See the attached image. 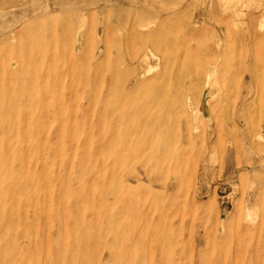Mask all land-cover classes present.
Instances as JSON below:
<instances>
[{
    "label": "rangeland",
    "instance_id": "374dc122",
    "mask_svg": "<svg viewBox=\"0 0 264 264\" xmlns=\"http://www.w3.org/2000/svg\"><path fill=\"white\" fill-rule=\"evenodd\" d=\"M263 16L264 0H0V78L24 74L16 83L32 82L34 102L29 118L27 97L17 117H0V143L11 139L2 162L29 170L14 183L26 195L4 207L20 264H59L64 244L74 254L66 264H264V88L251 75L264 73ZM21 34L33 35L28 51L16 44ZM18 54L30 58L18 65ZM44 72L56 78L40 82ZM6 89L11 99L21 93ZM133 204L142 205L134 214ZM131 224L138 245L117 252Z\"/></svg>",
    "mask_w": 264,
    "mask_h": 264
},
{
    "label": "bare ground",
    "instance_id": "6f19581e",
    "mask_svg": "<svg viewBox=\"0 0 264 264\" xmlns=\"http://www.w3.org/2000/svg\"><path fill=\"white\" fill-rule=\"evenodd\" d=\"M51 14V13H50ZM48 15V14H47ZM54 17V16H53ZM264 17V16H263ZM29 28V27H28ZM27 28V29H28ZM30 29V28H29ZM28 29V30H29ZM22 30V29H21ZM28 30H26L25 29V31H28ZM29 31H31V29L29 30ZM32 33H33V30L31 31ZM30 32V33H31ZM24 33V32H23ZM28 33V32H27ZM31 33V34H32ZM35 33V32H34ZM26 34V33H25ZM25 34H21V36L22 35H25ZM17 36V35H16ZM19 37V36H18ZM32 38H33V35H25V36H22V37H20V39H18L17 40V42H16V44L19 42L20 43V45H21V43H23V45H22V51H28L29 49H28V44H30V40H32ZM16 39V38H15ZM8 42V41H7ZM15 44V43H14ZM16 44H15V46H16ZM8 51H9V49H8ZM20 51V49L17 51V52H19ZM10 52V51H9ZM74 52V51H73ZM7 53V52H6ZM11 53V52H10ZM232 53V52H231ZM230 53V54H231ZM16 55H17V53H16ZM38 52H36V54H34V55H31V58H32V60H34V58H37L38 57ZM4 56V55H3ZM2 56V57H3ZM19 54H18V59H17V63H18V65H20L21 63L20 62H23L24 60H28L30 57H26V58H19ZM15 57V56H14ZM9 58V57H8ZM226 58V57H225ZM263 59H264V57H263ZM1 60V59H0ZM6 60H8L9 61V59H6ZM108 60V59H107ZM161 60V59H160ZM16 61V60H15ZM4 62H6V61H3V64H5ZM2 63V62H1ZM0 63V64H1ZM8 64V63H7ZM31 64H32V62H31ZM34 65H36V66H38L39 67V69H44L45 67H44V65H43V63L42 62H40L39 61V58L38 59H36L35 61H34ZM53 65H55V64H53ZM1 66V65H0ZM7 66H9V64L7 65ZM15 67H17V65L15 66ZM29 67H31V66H28L27 68H29ZM257 67L258 68H262V64H261V60L259 61V64L257 65ZM3 68V67H2ZM8 68V67H7ZM9 68H10V66H9ZM8 68V70L10 71L11 69H9ZM26 68V69H27ZM1 69V68H0ZM14 69V68H13ZM55 70V69H54ZM13 71V70H12ZM251 71V70H250ZM259 73V71H255V73L254 72H252L251 71V75L253 76V77H256V78H258L259 79V82H260V78H261V76H263V80H262V88H264V73L262 74V73H260V75L257 77V75L256 74H258ZM8 73H10V72H8ZM38 73V72H37ZM41 73H42V71H41ZM2 74V73H1ZM245 74V73H244ZM262 74V75H261ZM1 76V75H0ZM10 76V75H9ZM24 76V74H20V75H15V76H10L9 77V79L7 80V81H3L2 79L3 78H0V117H1V119L2 120H4L5 118H8V115H12V117H14V116H16L17 117V113L16 112H13V111H18L19 112V108L17 107V104H18V102H20V101H22L23 100V98H25V97H27V100L29 101H27L26 103H25V106L22 108V112L24 113V116L25 117H27V118H29L30 117V115H31V108L33 107V104H34V102H33V100L31 99V97H29L28 96V91H30L31 90V87H32V82L30 83V82H27V83H25V82H23L22 83V85H20L19 84V82L18 83H16L17 82V80L16 79H19L20 77V83L23 81V77ZM41 76H42V79L40 80V82L42 81L43 83H45V84H48V83H50V82H52L53 81V79H55L56 77H53V74L51 75V74H49V72H44L43 73V75L41 74ZM56 76V75H55ZM53 77V78H52ZM29 78H31V77H29ZM58 78V77H57ZM61 78V77H60ZM255 78V79H256ZM5 79V78H4ZM25 79V78H24ZM28 79V78H27ZM32 80H33V76H32V78H31ZM254 79V78H253ZM252 79V80H253ZM254 79V80H255ZM30 80V79H29ZM34 82V81H33ZM36 82H38V80H35V83ZM15 84H18V88L21 90V93L19 92L17 95H15L14 96V98H10V96H8V92H7V85H9L10 87L11 86H14ZM30 86V87H29ZM48 87L50 86V85H47ZM239 86H241V85H239ZM243 86V85H242ZM251 86V85H250ZM29 87V88H28ZM244 88V87H243ZM246 88V87H245ZM249 88V87H248ZM252 87H250V89H251ZM46 89H49V88H46ZM45 89V90H46ZM249 89V91H253L254 90V88H253V90H250ZM246 90V89H245ZM248 91V90H247ZM50 93V92H49ZM250 94H251V92H249ZM258 93V92H257ZM47 94H48V91H47ZM260 95V94H259ZM250 96H252V95H250ZM261 96V95H260ZM244 97H246V96H244ZM243 97V98H244ZM39 98V97H38ZM249 98V97H248ZM244 100V99H243ZM256 100H257V98H256ZM50 102V101H49ZM241 103H242V101H241ZM258 103V102H257ZM49 104V103H48ZM57 104V103H56ZM54 104L52 103V101H51V104L50 105H48V112H49V114L50 113H53L54 112ZM57 106H59V105H57ZM61 107V106H60ZM236 106L234 105V108H235ZM56 109V108H55ZM58 110V109H57ZM53 111V112H52ZM60 111H62V109L60 110ZM59 114V113H58ZM91 114V113H90ZM97 114V113H96ZM102 114H104V113H101L100 114V117H103L104 115H102ZM60 115H61V113H60ZM98 115V114H97ZM41 116V115H40ZM73 116V115H72ZM40 118V117H39ZM72 120V119H71ZM89 120H90V118H89ZM16 122V121H15ZM26 122V121H25ZM34 124H35V122L33 121V122H30L27 126H28V128L29 127H31V126H34ZM68 132H69V130H68ZM71 132V131H70ZM31 130H30V132H25V134L24 135H26L27 136V139L24 141V143H26V141L27 142H31V140H32V137L30 136L31 134ZM72 133V132H71ZM86 134H88V133H86ZM59 135V134H58ZM6 137L8 136L7 135V133H6V135H5ZM12 136V135H11ZM17 136V135H16ZM126 136V135H125ZM59 137V136H58ZM221 137V136H220ZM26 138V137H25ZM11 141V139H9V141L8 142H10ZM15 141H16V139H15ZM8 142H5L3 139L1 140V143H2V145H1V143H0V154L2 155L3 153H6V146H8L9 144H8ZM27 144V143H26ZM31 144V143H30ZM28 145V144H27ZM27 145H25V146H27ZM42 146V145H41ZM62 146H64V145H62ZM24 147V146H23ZM28 147H31V146H29L28 145ZM41 148V147H40ZM10 149H11V146H10ZM20 149H21V147H20ZM22 150V149H21ZM87 150V149H86ZM30 151L31 150H29L28 152H29V154H30ZM102 151H103V149H102ZM33 152V151H32ZM26 153V152H25ZM71 153H72V151H71ZM27 154V153H26ZM25 154V155H26ZM29 154H27L26 156H24V160L23 161H25V163H28V161L30 160V158H31V155H29ZM92 154V153H91ZM5 157V154L4 155H2V158H0V202H1V206H3V208H2V210L0 209V213H1V217H2V219H0V226L3 228L2 229V232L4 231L5 233H7V237L9 236V238H10V240L8 241V240H0V245L2 244V245H4V246H0V263L1 262H3V263H5V264H14V263H16V264H20L22 261H21V257L23 256V254H21L22 252L24 253V251H22L23 249H21V253H20V250H19V252H18V249H19V247H18V244L17 243H15L14 242V240L16 239L17 240V236H15V235H13V232H14V229H11L10 227H9V225H8V222L10 221H8V222H6L5 223V221H7L8 220V218H12L14 215H7V216H4L5 214H6V212H5V209H4V207H9L8 206V204H10V202L11 201H13L14 199H16V194L18 193V191H20V193L19 194H22L24 191H26V190H24V191H22V190H20V189H17L16 187L17 186H14V183L15 182H17V181H20L21 180V173L25 176V177H27V178H29V174H27L28 173V171L29 170H27L26 171V167H25V171L23 172H21V171H19L18 169H15L16 167H14V166H12L11 164L8 166V168L5 166L6 165V163L5 162H2V159ZM48 157V156H47ZM131 157V156H130ZM130 157H126V159H127V161H129L130 160ZM10 158H11V156H10ZM32 158H33V155H32ZM43 158H46V157H43ZM48 159V158H47ZM71 159V158H70ZM59 160V159H58ZM33 161V160H32ZM11 162V161H10ZM31 162V161H30ZM50 162H51V160H50ZM19 164V163H18ZM31 164V163H30ZM51 164V163H50ZM69 164V163H68ZM102 164V163H101ZM48 165V164H47ZM29 166H31V165H29ZM68 166V165H67ZM6 167V168H5ZM46 168V167H45ZM50 168H51V166H50ZM62 168V167H61ZM28 169H30V168H28ZM138 169V168H137ZM46 170V169H45ZM57 170H59V169H57ZM91 169H85V171L83 172V173H87V172H89ZM67 171V170H66ZM70 171V170H69ZM101 171V170H100ZM26 172V173H25ZM30 172H32V171H30ZM45 172V171H44ZM49 172V171H48ZM59 172V171H58ZM62 172H64V174H65V171H62ZM61 172V173H62ZM81 172V171H80ZM79 172V173H80ZM218 172V171H217ZM56 173H57V171H56ZM74 173V172H73ZM58 174V173H57ZM63 174V175H64ZM78 174V173H77ZM91 174H92V171H91ZM90 173H89V175H91ZM101 174V176H102V173H100ZM107 174V173H106ZM105 174V175H106ZM52 175H54V173L52 174ZM81 175H83V174H81L80 173V176ZM88 175V174H87ZM88 175V176H89ZM93 175V174H92ZM104 175V174H103ZM47 177V175L46 174H44L43 175V177ZM74 176H75V174H74ZM77 176V175H76ZM83 176H86L85 174L83 175ZM82 176V177H83ZM123 176H125V175H123ZM44 177V178H45ZM87 177V176H86ZM85 177V178H86ZM53 178H54V176H53ZM53 178H51V179H53ZM57 178H59V176L57 177ZM69 178V177H68ZM80 178V177H79ZM87 178H90V177H87ZM92 178V177H91ZM133 178V177H132ZM131 178V179H132ZM31 179V178H30ZM35 180H36V178H34ZM48 179V178H47ZM63 178H61V180H62ZM65 179V178H64ZM78 179V178H77ZM105 179V178H104ZM125 179H127V178H125ZM84 180V179H83ZM60 181V180H59ZM21 182V181H20ZM68 182H69V180H68ZM101 182H103V181H101ZM104 182H105V180H104ZM122 182H124V180L122 181ZM5 183H7L6 185H5ZM65 184L67 183V181L66 182H64ZM71 183V182H70ZM69 183V184H70ZM77 183V182H76ZM85 183V182H84ZM93 183H94V181H93ZM97 183V182H96ZM95 183V185H97ZM99 183V182H98ZM35 183H33V185H34ZM37 184H38V182H37ZM36 184V185H37ZM60 184V183H59ZM71 184H73V183H71ZM102 184V183H101ZM104 184L105 183H103V186H104ZM169 184H171V183H168V185ZM176 184V183H175ZM39 185V184H38ZM64 185V184H63ZM74 185V184H73ZM113 185H114V183H113ZM119 185V184H118ZM173 185V184H172ZM24 186V185H23ZM49 186V185H48ZM61 186V185H60ZM69 186V185H68ZM89 186V185H88ZM25 187V186H24ZM101 187V186H100ZM165 187H166V185H165ZM171 187V186H170ZM22 188V187H21ZM34 188H35V186H34ZM47 188V187H46ZM59 188V187H58ZM58 188H56L57 190H58ZM61 188H64L63 186H61ZM68 188V187H67ZM113 188H116V186H114ZM38 189V188H37ZM55 189V190H56ZM161 189V188H160ZM163 189V188H162ZM81 190V189H80ZM94 190V189H93ZM90 191V190H89ZM99 191V190H98ZM110 191V190H109ZM115 191H117L116 189H115ZM57 192V191H56ZM84 192H85V190H84ZM83 192V193H84ZM112 192H114V191H111V193ZM161 192V191H160ZM26 193H27V191L25 192V195H26ZM51 193V192H50ZM53 193V192H52ZM58 193V192H57ZM107 193H109V192H107ZM18 194V195H19ZM37 194V193H36ZM48 194V193H47ZM106 194V193H105ZM105 194H103V195H105ZM120 194V193H119ZM33 195H35V193L33 194ZM84 195V194H83ZM97 195H98V193H97ZM114 195V194H113ZM121 195V194H120ZM41 196V195H40ZM44 196H45V194H44ZM61 196H62V206L64 207V206H66V203H67V198H66V194L65 193H61ZM91 196V195H90ZM99 196V195H98ZM98 196H96V197H98ZM133 196V195H132ZM23 197H25V196H23ZM49 197V196H48ZM100 197V196H99ZM115 197V196H114ZM152 197V196H151ZM37 198V197H36ZM83 198V197H82ZM82 198H79L80 200L82 199ZM103 198H104V196H103ZM109 198H111V199H113L112 198V196L111 197H109ZM118 198V197H117ZM137 198V197H136ZM150 198V197H149ZM20 199V198H19ZM18 199V200H19ZM25 199V198H24ZM24 199H22V201L23 202H25V200ZM27 199V198H26ZM46 199H48L47 198V196H46ZM46 199H45V201H46ZM91 199V198H90ZM100 199V198H99ZM122 199H124V198H122ZM130 199H131V197H130ZM148 199V198H147ZM95 200V199H94ZM103 200H108V199H103ZM119 200V199H118ZM129 199H127V201H128ZM138 200V199H137ZM140 200V199H139ZM15 201H17V199L15 200ZM15 201H13V202H15ZM21 201V204L23 203ZM48 201V200H47ZM46 201V202H47ZM55 201H56V199H55ZM54 201V202H55ZM109 201V200H108ZM117 201V200H116ZM121 201V200H120ZM130 201V200H129ZM141 201H143V200H141ZM19 202V201H18ZM33 202V201H32ZM49 202V201H48ZM71 202V201H70ZM76 202V201H75ZM82 202H83V199H82ZM105 202V201H104ZM114 202H115V200H114ZM119 202V201H118ZM138 202V201H137ZM144 202H145V200H144ZM146 202H148V200L146 201ZM12 203V202H11ZM17 203V202H16ZM28 203V202H27ZM43 203H44V201H43ZM56 203V202H55ZM79 203V202H78ZM77 203V204H78ZM108 203V202H107ZM109 203H110V201H109ZM108 203V204H109ZM121 203V202H120ZM120 203H118L119 205H120ZM122 203H124V200H123V202ZM135 203V202H134ZM142 203V202H141ZM150 203V202H149ZM149 203H147V205H149ZM20 203H18V205H19ZM26 204V203H25ZM51 204V203H50ZM73 204V203H72ZM100 204V203H99ZM132 204V203H131ZM144 204V203H143ZM152 204V203H151ZM7 205V206H6ZM16 205V204H15ZM30 206H31V203L29 204ZM46 205V207H47V204H45ZM60 205H61V203H60ZM80 205V210H81V205H83V206H85L84 204H79ZM102 205V204H101ZM114 205V204H113ZM137 205V204H136ZM135 205V206H136ZM20 206H22V205H20ZM95 206V205H94ZM150 206V205H149ZM152 206V205H151ZM16 207V206H15ZM19 207V206H18ZM23 207V206H22ZM49 207V206H48ZM61 207V206H60ZM59 207V208H60ZM68 207H69V205H68ZM124 207V206H123ZM139 207H142V205L141 206H136V210L138 211L139 209ZM144 207V206H143ZM1 208V207H0ZM67 208V207H66ZM189 208V207H188ZM28 209V208H27ZM64 209H65V207H64ZM104 209V208H103ZM121 209H125V208H121ZM132 213H133V211H134V204H133V207H132ZM153 209V208H152ZM25 210V209H24ZM32 210V209H31ZM48 210V209H47ZM62 210V209H61ZM66 210V209H65ZM79 210V211H80ZM96 210V209H95ZM101 210V209H100ZM109 210V209H108ZM115 210H116V208H115ZM135 210V211H136ZM142 210V209H141ZM7 211V210H6ZM18 211V210H17ZM33 211V210H32ZM34 211H35V209H34ZM60 211V210H59ZM67 211H69V210H67ZM103 211V210H102ZM110 211V210H109ZM117 212H118V210H116ZM134 211V212H135ZM144 211V210H143ZM149 211H151V209H150V207L148 208V212ZM170 211V210H169ZM179 211H180V209H179ZM200 211V210H199ZM218 211V210H217ZM52 212V211H51ZM61 212V211H60ZM82 212V211H81ZM80 212V213H81ZM141 212V211H140ZM147 212V211H146ZM153 212V211H152ZM193 212V211H192ZM33 213H35V212H33ZM62 213V212H61ZM126 213V211L124 212V214ZM131 213V212H130ZM129 213V215L131 216V214ZM26 214H27V212H26ZM48 214H50L49 212H48ZM59 214V213H58ZM95 214H97V212L95 213ZM101 214V213H100ZM115 214H117V213H115ZM127 214V213H126ZM134 214V213H133ZM145 214V213H144ZM143 214V215H144ZM152 214V213H151ZM168 214V213H167ZM170 214V213H169ZM193 214V213H192ZM15 215H17V214H15ZM33 215H35V214H33ZM46 215V214H45ZM68 215H70V214H68ZM139 215V214H138ZM138 215H136V217L138 216ZM140 215H141V213H140ZM48 216V215H47ZM64 216V215H63ZM71 216V215H70ZM112 216V215H111ZM114 216V215H113ZM119 216V215H118ZM117 216V217H118ZM124 215H122V217H123ZM127 216V215H126ZM135 216V215H134ZM150 216V215H149ZM170 216H172V215H170ZM170 216H168V217H170ZM35 217V216H34ZM49 217V216H48ZM47 217V219H49ZM65 217V216H64ZM63 217V218H64ZM83 217V216H82ZM16 218H17V221H18V217L16 216ZM23 218V217H22ZM29 218H31V217H29ZM28 218V219H29ZM51 218V217H50ZM61 218H62V216H61ZM100 218V217H99ZM111 218V217H110ZM127 218V217H126ZM140 218V217H139ZM144 218V217H143ZM153 218V217H152ZM192 218V217H191ZM14 219V218H13ZM36 219V218H35ZM80 219H81V217H80ZM112 219H114V218H112ZM122 219V218H121ZM161 219H163V218H161ZM5 220V221H4ZM16 220V219H15ZM27 220V219H26ZM26 220H24L25 222H26ZM62 220V219H61ZM72 220H73V217H72ZM139 220V219H138ZM20 221V220H19ZM65 221H66V219H65ZM82 221H84V220H81V222ZM90 221H92V220H90ZM95 221V220H94ZM108 221H110V219L108 220ZM137 221V220H136ZM145 221V220H144ZM151 221H152V219H151ZM154 221V220H153ZM11 222V221H10ZM15 222V221H14ZM13 222V223H14ZM21 222V224H22V221H20ZM24 222V223H25ZM31 222V221H30ZM50 222V221H49ZM48 222V224H50ZM71 222V221H70ZM88 222V221H87ZM101 222V221H100ZM113 222V221H112ZM139 222V221H138ZM140 222H141V220H140ZM61 223H63V222H61ZM110 223V222H109ZM108 223V224H109ZM124 223V222H123ZM122 223V224H123ZM126 223V222H125ZM146 223V222H145ZM153 223V222H152ZM11 224V223H10ZM48 224H46V226L48 225ZM64 224V223H63ZM63 224H62V226H63ZM67 224H68V222H67ZM96 224V223H95ZM102 224V223H101ZM107 224V223H106ZM106 224H104V225H106ZM107 224V225H108ZM111 224V223H110ZM118 224V223H117ZM121 224V225H122ZM23 225V224H22ZM22 225H18L19 227L20 226H22ZM28 225V224H27ZM35 225V224H34ZM34 225H32L33 227H35ZM51 225V224H50ZM69 225V224H68ZM97 225H98V222H97ZM120 225V227H122ZM11 226V225H10ZM13 226H15V224L13 225ZM30 226V225H29ZM32 226H31V228H32ZM45 226V227H46ZM72 226V225H71ZM75 226V225H74ZM84 225H82V227H83ZM109 226V225H108ZM113 226V225H112ZM111 226V227H112ZM119 226V225H118ZM123 226H124V224H123ZM137 226V225H136ZM136 226H135V228H136ZM149 226H151L150 224L148 225V229L150 230V228H149ZM59 227V226H58ZM85 227V226H84ZM120 227H119V230H120ZM130 229H129V235H128V244H123L122 242H120L121 240H119V242H118V246L120 247V248H123V249H120L118 246H116V248H115V250L117 251V252H124V251H127V248L129 249V251L130 252H132L133 253V251H134V247L133 246H135V245H138V244H133V234H135V232L133 233V227H134V225L133 224H131L130 226H128ZM13 228V227H12ZM30 228V230H32ZM47 228V230H48V227H46ZM49 228H51V229H53L52 227H49ZM55 228H57V226L55 227ZM86 229H87V227H85ZM100 228V227H99ZM98 228V229H99ZM107 228V227H106ZM113 228H115V227H112V229ZM134 228V229H135ZM139 228V227H138ZM147 228V227H146ZM26 229H28V228H26ZM26 229H24V230H26ZM50 229V230H51ZM82 229V228H81ZM97 229V230H98ZM110 229V228H109ZM144 229V228H143ZM148 229H146V230H148ZM11 230H13V232L11 231ZM17 230V229H16ZM46 230V229H45ZM44 230V231H45ZM47 230H46V232H47ZM49 230V231H50ZM76 230V229H75ZM97 230H96V232H97ZM113 230H115V229H113ZM148 230V231H149ZM37 231V230H36ZM48 231V232H49ZM57 231V233H58V229L56 230ZM78 231V230H77ZM76 231V232H77ZM137 231V230H136ZM147 231V232H148ZM30 232V231H29ZM38 232V231H37ZM47 232V233H48ZM108 232V231H107ZM167 232V231H166ZM170 232V231H169ZM5 233H3V234H5ZM47 233H45L46 234V236H48V237H46L45 235V239L47 240V238H49V234H47ZM95 233V232H94ZM101 233H103V232H101ZM149 233V232H148ZM206 233V232H205ZM204 233V234H205ZM2 234V233H1ZM23 234V233H22ZM36 234V233H35ZM59 234V233H58ZM63 234H65V233H63ZM96 234V233H95ZM104 234H106V232L104 233ZM115 235L117 234V232H115L114 233ZM119 234V233H118ZM33 235V234H32ZM38 235V234H37ZM76 235V234H75ZM97 235V234H96ZM96 235H95V237H96ZM24 236V235H23ZM33 236H35V235H33ZM61 236H62V234H61ZM98 236V235H97ZM118 236V235H117ZM147 236V235H146ZM207 236V235H206ZM214 236V235H213ZM2 237H4V236H2L1 235V237L0 238H2ZM43 237V236H42ZM42 237L40 238V239H42ZM59 237V236H58ZM71 237V236H70ZM103 237H104V235H103ZM120 237V236H119ZM168 237V236H167ZM8 238V239H9ZM57 238V237H56ZM56 238H54L53 237V239H56ZM87 238V237H86ZM85 238V239H86ZM117 238V237H116ZM136 238H141V237H136ZM148 238V237H147ZM177 238V237H176ZM205 238V237H204ZM208 238V237H207ZM206 238V239H207ZM73 239V238H72ZM88 239V238H87ZM97 239V238H96ZM98 239H100V238H98ZM103 239V238H102ZM118 239V238H117ZM165 239H167V238H165ZM172 239V238H171ZM13 240V243H11L10 244V242ZM34 239H32V241H33ZM46 240H45V242H46ZM50 240V239H49ZM47 241L46 243H48V242H50V241ZM69 241H71L70 239H68ZM105 240V239H104ZM214 240V239H213ZM24 241V240H23ZM23 241H21V242H23ZM41 241V240H40ZM43 241H44V239H43ZM51 241H52V238H51ZM74 241V240H73ZM77 241V240H76ZM79 242H80V239L78 240ZM95 241V240H94ZM98 241H100V240H98ZM168 241H169V239H168ZM167 241V242H168ZM210 241V240H209ZM216 241V240H215ZM219 241V240H218ZM36 242V241H35ZM53 242H55L56 243V241H53ZM62 242V241H61ZM72 242V241H71ZM71 242H69V244L71 243ZM78 242V243H79ZM141 240H140V244H141ZM147 242V241H146ZM151 242V241H150ZM176 242V241H175ZM43 243V242H42ZM46 243H44V244H46ZM102 243V242H101ZM106 243V242H105ZM211 243H213V242H211ZM43 244V245H44ZM58 244V243H57ZM75 244V243H74ZM112 244V243H111ZM170 244H171V242H170ZM206 244H207V246L210 244V243H208L207 241H206ZM24 245H26V244H24ZM42 245V246H43ZM59 245H61V244H58L57 245V247L59 246ZM72 245V244H71ZM79 245V244H78ZM86 246H88V244H85ZM85 245H84V248H85ZM93 245V244H92ZM113 245V244H112ZM192 245V244H191ZM28 245H26V249H28V248H30V247H27ZM30 246V245H29ZM34 246V245H33ZM52 246V245H51ZM141 246H142V244H141ZM163 246H164V244H163ZM20 247H21V245H20ZM24 247V246H23ZM37 247V246H36ZM41 247V246H40ZM48 247V246H47ZM56 247V248H57ZM61 248H63V253L60 251L58 254H57V256H56V258L58 259V261L57 262H59V264H66V262L68 261L69 262V259H70V256H74V254L73 253H70L71 255H65L64 254V252L65 253H67V252H69V247H67V245L66 244H64L63 246H60ZM71 247H73V246H71ZM210 247V246H209ZM212 247H213V244H212ZM18 248V249H17ZM48 248H50V245H49V247ZM66 248V249H65ZM77 248V247H76ZM83 248V246H82V249H84ZM110 248V247H109ZM136 248V247H135ZM147 248H149V246L147 247ZM146 248V249H147ZM236 248V247H235ZM44 249V248H43ZM58 249V248H57ZM68 249V250H67ZM78 249V248H77ZM87 250H88V247L86 248ZM106 249V248H105ZM143 249V248H142ZM171 249V248H170ZM85 250V249H84ZM111 250H112V248H111ZM175 250L176 249H174L173 251H174V253H175ZM209 250V249H208ZM31 251H33V250H30V252ZM41 251V250H40ZM44 251V250H43ZM46 251H47V248H46ZM58 251V250H57ZM94 251H95V249H94ZM177 251V250H176ZM187 251H189V250H187ZM210 251V254H211V250H209ZM208 251V252H209ZM27 252V251H26ZM49 252H50V254H52L51 253V251L49 250ZM72 252H74V250H72ZM141 252V251H140ZM148 252V251H147ZM256 252H257V250H256ZM33 253V252H32ZM44 253V252H43ZM79 253V252H78ZM81 253H83V250L81 251ZM80 253V254H81ZM88 253H90L89 251H88ZM135 253V252H134ZM145 253V252H144ZM151 253V252H150ZM169 253H170V250H169ZM168 253V254H169ZM235 253V252H234ZM254 253V252H253ZM259 253V252H258ZM41 254V253H40ZM87 254V253H86ZM86 254H84V256H83V254L81 255L82 257H85V255ZM139 254V253H138ZM140 254H142V253H140ZM153 254V253H152ZM166 254H167V252H166ZM45 255H47L46 253H45ZM75 255H76V253H75ZM143 255H145V254H143ZM147 255V254H146ZM173 255H175V254H173ZM185 255V254H184ZM257 255V254H256ZM259 255L260 254H258V257H259ZM138 256V255H137ZM140 256V255H139ZM153 256V255H152ZM155 256V255H154ZM188 256H189V254H188ZM203 256V255H202ZM236 256H237V254H236ZM236 256H234V257H236ZM24 257H26L25 256V254H24ZM39 257H40V255H39ZM42 257V256H41ZM50 257V256H49ZM48 257V259H50ZM87 257V259L89 258L88 256H86ZM135 257V256H134ZM141 257V256H140ZM139 257V258H140ZM173 257V256H172ZM175 257V256H174ZM254 257H256L255 255H254ZM28 258V257H27ZM53 258H55V257H53ZM72 258H74V257H72ZM96 258H97V256H96ZM148 258V259H147ZM147 260H151L148 256H147ZM155 258V257H154ZM166 258H168V257H166ZM210 257H208V259H209ZM237 258V257H236ZM25 259V258H24ZM39 259V258H38ZM41 259V258H40ZM131 259H133V257L131 258ZM145 259V260H146ZM156 259V258H155ZM176 259V258H175ZM234 259V258H233ZM256 259H259V258H256ZM42 260V259H41ZM55 260V259H54ZM73 260V259H72ZM71 260V261H72ZM90 260H91V258H90ZM102 260V259H101ZM105 260V259H104ZM134 260H136V259H134ZM140 260H142V259H140ZM144 260V259H143ZM144 260V261H145ZM170 260V259H169ZM177 260H179V258L177 259ZM181 260V259H180ZM27 261V260H26ZM31 261V260H30ZM56 261V260H55ZM77 261V260H76ZM76 261H74V262H76ZM96 261V260H95ZM138 261V260H137ZM137 261H135V262H137ZM176 261V260H175ZM204 261V260H203ZM233 261V260H232ZM237 261V260H236ZM235 261V262H236ZM258 261V260H257ZM25 262V261H24ZM39 262H41V261H39ZM46 262V261H45ZM73 262V261H72ZM72 262H71V264H72ZM73 262V263H74ZM85 262H87V261H85ZM89 262H91V261H89ZM102 263L104 262L103 260L101 261ZM105 262H107L106 260H105ZM104 262V263H105ZM142 262V261H141ZM148 262V261H147ZM165 262V261H164ZM163 262V263H164ZM169 262V261H168ZM177 262V261H176ZM190 262V261H189ZM189 262H187L188 264H189ZM2 263V264H3ZM52 263V262H51ZM50 263V264H51ZM77 263V262H76ZM88 263V262H87ZM86 263V264H87ZM96 263V262H95ZM103 263V264H104ZM134 263V262H133ZM172 263H173V261H172ZM201 263H203V264H206V262H201ZM237 263V262H236ZM33 264V263H32ZM41 264V263H40ZM43 264V263H42ZM49 264V263H48ZM75 264V263H74ZM88 264H90V263H88ZM98 264V263H97ZM132 264V263H131ZM153 264H154V262H153ZM168 264V263H167ZM174 264V263H173ZM177 264V263H176ZM235 264V263H234ZM248 264V263H247ZM260 264V263H259Z\"/></svg>",
    "mask_w": 264,
    "mask_h": 264
}]
</instances>
